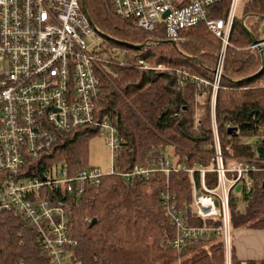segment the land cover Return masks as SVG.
Instances as JSON below:
<instances>
[{"label":"trees","instance_id":"obj_1","mask_svg":"<svg viewBox=\"0 0 264 264\" xmlns=\"http://www.w3.org/2000/svg\"><path fill=\"white\" fill-rule=\"evenodd\" d=\"M85 7L97 35L107 44L96 51L95 61L103 66L96 68V110L100 118L110 119L117 128L122 142L117 159L121 169L163 157L161 151L167 147L175 159L174 164L170 162L172 167L181 163L207 166L213 150L211 90H198L194 83L180 81L176 71L186 70L211 82L220 41L201 25L181 31L176 39L157 30L147 32L118 15L112 0H85ZM242 10L243 19H235L230 33L232 46L226 49L214 100L225 163L231 155L257 158L255 146H264V48L261 53L237 49L252 42V36H259L263 19L257 16H264V0H244ZM249 17L257 23H248ZM112 44L118 48L115 55L110 52ZM159 65L165 68H157ZM196 96H204L197 109L193 106ZM228 123L235 127L234 132L228 133ZM55 136L38 169L61 161L69 162L74 169L89 166L85 159L87 142L97 136L96 129L77 126L56 131ZM254 137L256 141L251 142ZM50 154L52 158L46 160ZM258 168L249 174L253 179L249 191L230 195L233 228L264 229V163ZM194 176L198 183V173ZM166 182L176 195L184 220L201 225L188 213L190 182L184 172L171 171L166 176L157 171L148 178L128 181L106 176L98 188L85 186L81 195L66 196L69 231L76 242L71 263L224 264L223 243L214 232L187 241L179 251L172 247L175 228L160 203ZM206 184H215L213 173L206 174ZM92 219L95 223L90 225ZM231 259L232 264L242 263L233 248ZM20 263L48 264V258L36 230L20 214L0 210V264ZM245 264H264V260H248Z\"/></svg>","mask_w":264,"mask_h":264},{"label":"built area","instance_id":"obj_2","mask_svg":"<svg viewBox=\"0 0 264 264\" xmlns=\"http://www.w3.org/2000/svg\"><path fill=\"white\" fill-rule=\"evenodd\" d=\"M112 0L114 11L147 32H164L176 39L181 31L204 26L221 44L211 82L177 70L178 79L190 81L198 90L210 88V118L213 150L207 166L181 163L172 167L157 156L146 165L122 170L117 162L122 142L110 119L96 110L99 93L95 60L96 45L85 39L97 29L82 9L81 0H0V210L20 214L36 230L48 264H72L75 245L69 231L66 196L81 195L85 186L98 188L106 176L123 180L148 178L154 172H184L190 182L189 216L201 225L188 224L178 208L177 198L165 183L160 203L175 228L172 247L179 251L189 240L214 232L223 243L224 264H232L233 226L230 195L249 191L264 159L230 156L225 163L214 118V100L219 87L224 55L242 0ZM248 32V26L244 25ZM259 36L237 48L261 53L264 48V20ZM90 126L105 140L110 152L108 172L96 166L74 169L67 161L38 169L56 131ZM231 128V124L226 125ZM52 149V148H51ZM256 149V146H255ZM50 154L46 160L52 158ZM195 172L199 175L195 181ZM215 184H206V174ZM24 264V263H20Z\"/></svg>","mask_w":264,"mask_h":264},{"label":"rangeland","instance_id":"obj_3","mask_svg":"<svg viewBox=\"0 0 264 264\" xmlns=\"http://www.w3.org/2000/svg\"><path fill=\"white\" fill-rule=\"evenodd\" d=\"M243 4H244V0L241 1V4L238 7V13H239L241 19H243V15H242ZM248 21H250L248 23H257L256 20L253 21L252 17H249ZM248 25L250 26L251 24H248ZM249 26H248V28H249ZM85 41L91 47L96 45L97 50L103 49L107 45V44L105 45V43L102 41L101 36L96 35V34L91 35L90 38H86ZM217 43H218V46H217L218 54H220L221 44L219 42H217ZM108 46H109V44H108ZM111 48L113 50H111L110 52L112 53V55H115L116 50H118L117 46L115 44L114 45L112 44ZM212 62L214 64L215 60ZM157 68L163 69V68H165V66L159 65V66H157ZM203 98H204V96H199V97L196 96L195 97V101L193 104V106H195V109H197L199 106H201L202 102L204 101ZM211 115H212V106H211V100H210V118H211ZM255 141H256L255 137L251 139V142H255ZM212 147H213V142L211 141V147L210 148L212 149ZM161 153H162L165 160H168L169 162H172L173 164L175 163V159L171 155V150L168 147L165 148L163 151H161ZM85 159H86L87 165L96 166V167L100 168V170L104 173L108 172V170L110 169L109 168L110 152H109L107 145L105 144V140L103 137L97 135V136L92 137L90 140H88ZM241 264H243V263H241Z\"/></svg>","mask_w":264,"mask_h":264},{"label":"crops","instance_id":"obj_4","mask_svg":"<svg viewBox=\"0 0 264 264\" xmlns=\"http://www.w3.org/2000/svg\"><path fill=\"white\" fill-rule=\"evenodd\" d=\"M231 246L243 264L248 260H264V229L233 228Z\"/></svg>","mask_w":264,"mask_h":264},{"label":"water","instance_id":"obj_5","mask_svg":"<svg viewBox=\"0 0 264 264\" xmlns=\"http://www.w3.org/2000/svg\"><path fill=\"white\" fill-rule=\"evenodd\" d=\"M81 5H82V9L86 13L88 19H90L89 15L87 13L86 7H85V0H81ZM257 17H259L260 19H263L264 20V16H257ZM90 21H91V19H90ZM252 40H254V37L253 36H252ZM171 44H173L174 46H176V43L174 41H171ZM136 47H138V46H136ZM263 65H264V62H263V59H262V67H263ZM234 131H235V127L234 128L232 127V128H229L228 133H232ZM256 152H257V155L260 158H263L264 159V146H257L256 147ZM239 189H240V185H237L235 191L238 192ZM93 223H95V219H92L90 221V225L93 224Z\"/></svg>","mask_w":264,"mask_h":264}]
</instances>
